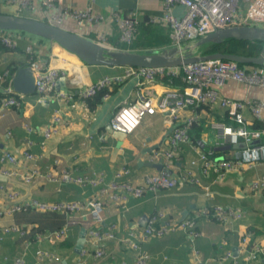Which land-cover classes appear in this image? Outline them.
<instances>
[{"label":"crops","instance_id":"obj_1","mask_svg":"<svg viewBox=\"0 0 264 264\" xmlns=\"http://www.w3.org/2000/svg\"><path fill=\"white\" fill-rule=\"evenodd\" d=\"M20 1L0 0V13L51 24L50 12L88 10L102 20L92 19L85 23L72 16L66 17L58 26L94 41L98 35H103L111 49L144 53L173 47L170 29L154 22L163 14L162 0H55L53 11L46 8L45 0H29L28 7H21ZM241 7L245 5L241 3ZM174 11L177 16L184 12L182 7H176ZM114 12L121 19L132 13L135 15L136 32L128 44L120 41V28L109 20ZM14 38L16 48L0 45V75L11 65L16 66L13 74L9 73L11 82L16 71L28 66L30 60L64 71L66 78L56 85V91L67 94L76 93L105 77H120L125 72L121 67L88 66L59 45L34 36L15 33ZM258 68L264 69V65ZM182 82L181 79L174 82L159 79L147 83L143 79L130 78L108 89L107 96L92 109L76 95L72 99L48 97L40 103L34 93L24 95L20 107L0 108V159L3 153L16 157L15 164L0 162V209L7 211L33 201H80L86 205L93 197H99L103 203L101 227L103 230L108 225L116 228L115 239L104 243L102 258L81 257L82 249L77 251L76 243L81 230H86L91 223L88 211L64 218L43 212L5 213L0 216V228L17 225L26 229L29 235L0 232V264H14L17 258L23 259L25 264H33L38 250L52 251L60 260L44 259L36 264H112L123 261L133 264L134 251L122 244L121 239L129 237L139 242L138 237L130 235L139 233L151 216H157L155 227L193 219L200 235L190 241L184 231L178 230L161 238L141 241L148 264H264V252L254 261H246L244 256V249L249 245L264 249V187L252 189L255 181H264V161L237 165L225 174L212 169L204 171L200 158L205 155L215 163L228 161L233 158L234 151L245 147L239 140L238 150L235 146L221 144L217 127L224 125L235 129L238 126L218 104L189 107L179 114L178 124L188 120L196 122L200 132L197 133V145L188 142L180 146L172 170L176 174L191 171L197 183L185 182L172 189L146 192L139 198L128 196L123 206L111 203L99 192L121 169L129 170L125 178L134 184H141L146 175L158 172L153 164L162 166V163L153 161L152 153L165 146L170 126H174L168 122L167 113L156 111L145 116L132 133L117 136L108 125L114 112L118 107L132 103L137 95L157 103L166 91H182L185 87ZM216 90L219 97L232 101L264 102V86L230 80ZM241 114L247 129L261 131L259 138L250 145L264 144V111L258 120L249 109H243ZM54 116L58 122L54 121ZM52 125L56 127L54 132L45 137L44 131ZM25 151L34 155V160L25 158ZM2 171L11 175H4ZM33 171L35 173L26 181L24 177ZM64 173L85 177L94 181V185L65 182L61 178ZM216 206L239 210L242 216L219 223L212 213ZM204 210L210 213L205 215ZM67 223L65 240L55 243L54 236L49 234ZM245 236H249L247 248L242 244ZM85 245L84 241L83 247ZM227 252L230 257L224 259Z\"/></svg>","mask_w":264,"mask_h":264},{"label":"built area","instance_id":"obj_2","mask_svg":"<svg viewBox=\"0 0 264 264\" xmlns=\"http://www.w3.org/2000/svg\"><path fill=\"white\" fill-rule=\"evenodd\" d=\"M53 1L45 0L44 5L47 9L53 11ZM163 14L159 19H154V22H159L161 25L168 27L171 31V38L173 47H182L188 42H194L204 35L230 27L239 26H258L264 27V0H162ZM241 3L245 5L241 7ZM29 0H21V7H28ZM182 7L183 14L177 16L175 8ZM74 16L76 19L89 23L92 19L102 20V17L91 15L88 10L83 11H69L65 9L60 13L50 12L49 18L51 24L60 25L66 17ZM73 18V17H72ZM109 20L113 21L121 32L120 41L128 44L133 39L136 32L135 15L132 13L127 18L121 19L117 12L109 16ZM105 37L98 35L96 42L107 46L104 43ZM0 44L8 49H14L17 46L14 34L7 31H0ZM28 66L33 71L35 80L34 95L36 100L43 103L48 97L54 99H72L75 95L84 101L97 93L111 89L114 85L123 83L125 80L135 78L137 80L143 79L147 83H152L159 79H181L184 83L182 91H166L159 98L157 103L149 98L137 95L134 101L128 105L120 106L114 112L109 120V127L112 131L122 133L124 135L132 133L136 129L145 116L153 115L158 112H165L168 114V122L174 124L170 126L171 132L164 147L154 150L152 153V160H160L162 163L161 169L149 175H146L143 183L134 184L125 177L128 176V169L119 170L114 179L100 189L101 195H106L111 203L117 205H124L128 196L141 197L146 192L156 193L163 189H172L176 185L190 182L197 183L191 171L185 170L178 174L172 170V163L179 157L180 146L183 143H188V127L190 120L185 123H179V114L189 108L200 105L218 104L226 110L228 118L234 122L238 127L232 128L230 126H218L219 137L222 140L221 144H228L235 146L238 140L242 139L245 144L244 148L234 151L231 156L232 159L228 161H218L217 163L207 159L205 155L200 158L203 162L204 171L212 169L225 173L235 169L237 165H251L264 161V144L250 145L253 140L259 138L261 131L247 129V123L243 118L241 111L249 109L254 119H260L261 112L264 111V102L247 101L237 102L229 99L219 97L216 87H221L227 81H235L239 83H246L248 85L264 86V69L250 66L249 68L240 67L236 62L229 60H209L195 62L181 67L174 68H125L122 76L105 77L93 84L78 89L76 93L67 94L63 91H56L57 82L60 79H65L64 71L54 67H44L39 62L30 60ZM8 77V72L4 71L0 75V88L2 92L0 95V108H15L20 107L24 95L13 90L12 82L2 87L1 83ZM55 122H58L57 117H53ZM176 124V125H175ZM30 130L29 127H26ZM52 125L44 131V136L48 137L55 130ZM27 159L34 160V155L28 151L23 153ZM7 161L10 164H15L16 157L11 153H3L0 162ZM194 164V162H192ZM4 175H11L8 171H2ZM31 172L26 175L24 179L29 181L32 177ZM65 182H75L80 185L90 183L94 185V181L88 180L85 177H72L70 173H64L61 177ZM61 179V180H62ZM264 187V181H255L252 189ZM11 196V195H10ZM34 207L41 212L51 211L60 212L68 215L77 213H84L88 211L91 218V223L88 225L86 231V245L81 250V254H87L91 248L94 249V257L102 258L105 254L104 241L112 239L115 234L114 225H108L103 230L102 223V208L103 203L99 197H93L88 204H83L80 201L70 202H36L26 203L20 206H15L7 211L0 209V216L3 214H12L19 212L27 207ZM204 210V214H209ZM213 217L219 223H227L230 217L234 219L242 216L239 210L224 209L216 206L213 208ZM211 213V214H212ZM157 223V216H151L148 219L146 226L137 234H131L134 238L140 240L133 241L131 238L121 239L122 244L128 246L134 251L133 264H147L148 256L141 247V241L146 242L153 237H163L170 232L182 230L186 233L190 241L198 238L200 233L196 229V223L193 219H186L179 223L172 222L170 225L155 227ZM93 227V228H92ZM101 227V228H100ZM21 228L13 225L6 228H0V232H18L22 233ZM64 231V230H63ZM62 231V233H63ZM62 235V234H61ZM60 235V236H61ZM249 236L242 239V244L247 248L249 243ZM250 246V245H249ZM244 251L246 261H254L258 255L264 252L260 246L249 247ZM38 259L51 258L52 255L44 251H37ZM230 253L224 255V259H228ZM14 264H25L21 258H17ZM112 264H126L123 262H115ZM204 264V263H197Z\"/></svg>","mask_w":264,"mask_h":264},{"label":"water","instance_id":"obj_3","mask_svg":"<svg viewBox=\"0 0 264 264\" xmlns=\"http://www.w3.org/2000/svg\"><path fill=\"white\" fill-rule=\"evenodd\" d=\"M0 31L21 32L50 41L65 49L88 66L121 68H174L195 62L209 60H229L239 64L264 65V27L239 26L210 32L194 42L182 47H169L138 53L128 50L111 49L99 42L59 26L17 15L0 13ZM227 40L260 41L262 48L257 56L210 53L199 54L197 49L206 44H221ZM60 79L57 85L63 83ZM13 90L22 95L34 93L35 80L29 66L19 68L12 78ZM171 131V129H169ZM115 135H123L114 132ZM161 169L160 164H153ZM86 230L82 229L76 243L77 251L83 248Z\"/></svg>","mask_w":264,"mask_h":264},{"label":"trees","instance_id":"obj_4","mask_svg":"<svg viewBox=\"0 0 264 264\" xmlns=\"http://www.w3.org/2000/svg\"><path fill=\"white\" fill-rule=\"evenodd\" d=\"M10 33H13V34L18 33V34L29 35V34L21 33V32H10ZM106 42H107V39L105 38L104 39V43H106ZM0 45L3 47L2 44H0ZM261 48H262V45H261V42L260 41L227 40V41H225V42H223L221 44H206V45H203V46H201L200 48L197 49V52L200 53V54L224 53V54H236V55H243V56L254 57V56H257L260 53ZM237 64L240 67H245V68H249L250 66L257 67V68L260 67V66L248 65V64H239V63H237ZM15 69H16V66L15 65H11L6 70L8 72V77H6L4 79V81L1 83V86L2 87H5V86H7L10 83L11 76H10L9 73H12L13 74V72L15 71ZM165 80L170 81L167 78ZM174 80L175 79H173L171 81L174 82ZM108 92H109V90L108 89H105V90L97 93L93 97H90L88 99H84V102L87 103V106L89 108H91V109L92 108H95V106L97 104H99L104 97L107 96V93ZM1 97L2 96L0 95V98ZM254 128H258V127L256 125H254ZM198 132H200V126H199V124H197L196 122H191V124L189 126V130H188V137H189V141L188 142H190L192 145H197V137H198L197 136L198 135L197 133ZM239 142L242 143L243 142L242 139H239ZM259 144H262V143L259 142ZM255 145H258V144H255ZM235 149L238 150L237 149V145H235ZM19 212H21V213H31V212H41V211H38V210H36V208L30 206V207H27L25 209L20 210ZM43 213H47V214H49L52 217H59V216H61V217L64 218V216L65 217L66 216H70L68 214L60 213V212L46 211V212H43ZM67 229H68V223L67 224H63V226H61L60 228L58 227V229L56 228L55 230L51 231V233L49 235L54 236L55 243L62 242L63 240H65V235L67 234ZM20 230L22 231V233L24 234V236L29 235V233L26 231V229L25 230L24 229H20ZM62 231H63V233H62ZM86 231H87V229H86ZM32 236H34V235H32ZM153 238H161V237H153ZM150 239H152V238H150ZM150 239H148V240H150ZM85 241H86V235H85ZM43 251L44 252H47L49 255L50 254L52 255V257L49 258V260H53V261H59L60 260L59 257L54 252L47 251V250L46 251L43 250ZM87 256H93L94 257V249L93 248H91V250L87 254H85V255H82L81 254V257H87ZM94 258H97V257H94ZM44 259H47V258H43V259L36 258V261L33 264H36L38 260L41 261V260H44ZM78 264H80V263L78 262ZM147 264H148V261H147Z\"/></svg>","mask_w":264,"mask_h":264},{"label":"rangeland","instance_id":"obj_5","mask_svg":"<svg viewBox=\"0 0 264 264\" xmlns=\"http://www.w3.org/2000/svg\"><path fill=\"white\" fill-rule=\"evenodd\" d=\"M200 54V53H199ZM135 130V129H134ZM133 130V131H134ZM132 131V132H133ZM113 133H114V131H112ZM122 206V205H121ZM124 208V207H123ZM105 230V229H104ZM113 230H114V234H115V236L112 238V239H106L104 242H106V241H109V240H113V239H115V237H116V228L115 227H113ZM103 257V256H102Z\"/></svg>","mask_w":264,"mask_h":264}]
</instances>
